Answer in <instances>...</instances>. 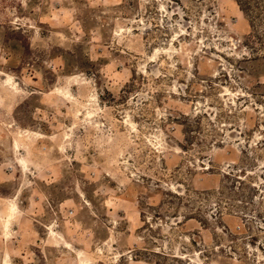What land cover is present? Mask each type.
Wrapping results in <instances>:
<instances>
[{
    "label": "rangeland",
    "instance_id": "obj_1",
    "mask_svg": "<svg viewBox=\"0 0 264 264\" xmlns=\"http://www.w3.org/2000/svg\"><path fill=\"white\" fill-rule=\"evenodd\" d=\"M0 0V264H264V11Z\"/></svg>",
    "mask_w": 264,
    "mask_h": 264
},
{
    "label": "trees",
    "instance_id": "obj_2",
    "mask_svg": "<svg viewBox=\"0 0 264 264\" xmlns=\"http://www.w3.org/2000/svg\"><path fill=\"white\" fill-rule=\"evenodd\" d=\"M242 10L252 18V25L259 20L262 11H264V0H238Z\"/></svg>",
    "mask_w": 264,
    "mask_h": 264
}]
</instances>
